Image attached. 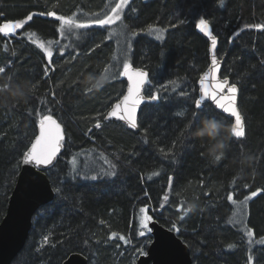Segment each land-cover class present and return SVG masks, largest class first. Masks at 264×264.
Returning <instances> with one entry per match:
<instances>
[{"label": "trees", "instance_id": "1", "mask_svg": "<svg viewBox=\"0 0 264 264\" xmlns=\"http://www.w3.org/2000/svg\"><path fill=\"white\" fill-rule=\"evenodd\" d=\"M115 2L0 0V27L32 15L13 35L0 32V82L36 85L28 104L0 107V221L42 115H52L65 134L56 166L45 171L54 197L34 213L10 264H62L72 253L88 264H135L151 241L139 222L143 208L175 231L192 264H264V0H130L113 25L80 28L58 42L60 23L48 12L90 23ZM200 19L217 39L221 77L237 86L241 138L208 103L193 118L197 81L209 64ZM113 31L123 35L109 36ZM38 41L58 42L49 59ZM124 63L147 71L144 94L151 89L157 97L142 106L136 132L104 120L125 90ZM89 73L105 86L86 92L81 81ZM204 117L230 128L219 163L185 131Z\"/></svg>", "mask_w": 264, "mask_h": 264}, {"label": "water", "instance_id": "2", "mask_svg": "<svg viewBox=\"0 0 264 264\" xmlns=\"http://www.w3.org/2000/svg\"><path fill=\"white\" fill-rule=\"evenodd\" d=\"M209 30L212 32L210 26ZM201 36L208 42V53H209V64L204 72L200 75L197 81L198 97L203 103L210 104L215 110L227 116L233 121V126L235 125V118L230 117V114L224 113L222 109L217 107L215 101L211 99V92L215 89L217 83L222 82L227 78L221 77L222 59H219L216 54V59L218 61L217 65L214 67L212 64L213 50L211 47V39L209 36L205 35L203 31L200 30ZM213 35V33H212ZM214 36V35H213ZM217 40V39H216ZM130 68L135 71L137 69L142 70L147 73L144 69L134 67L129 65ZM148 79V77H147ZM122 80L125 82V90L121 97L116 100L111 107L107 110L104 120L112 121L116 123L123 124L128 130L136 132V129H132L127 126L126 122L120 120L117 116H109L108 114L112 111L117 103L123 101V96L128 94L129 81L127 76L123 74L122 70ZM228 81V86L222 90H218L217 99H222V102L228 106H232L233 101L231 100V92L229 87L232 85ZM148 83H146L142 90L141 95L143 97L142 102L137 105L136 109V121H138V114L143 105L154 103L156 101L145 96L144 88ZM202 88L206 89V92H202ZM238 91L236 93V98L234 101L235 106L238 110ZM239 111V110H238ZM242 118V117H241ZM54 119V118H53ZM57 121V120H56ZM58 123V122H57ZM243 123V121H242ZM59 124V123H58ZM40 123L37 126V133L31 144L35 142L37 136L40 133ZM60 125V124H59ZM62 143L65 139V134L63 127L60 125ZM31 144L27 149H30ZM26 149V150H27ZM63 150V145L61 146L57 158L61 151ZM56 158V159H57ZM26 167L20 162V168L8 198L6 212L0 221V264H10L14 256L23 247L24 242L28 236V232L31 227L32 217L37 209L50 202L54 197V191L50 184V181L44 172L40 173L41 180L38 184L27 183L24 177V169ZM35 171V169H32ZM150 230L151 241L148 244L145 253L139 255L136 259L135 264H192V259L188 246L177 236L175 231L168 229L157 222V220H151L148 223ZM62 264H88L87 258L80 253L70 254Z\"/></svg>", "mask_w": 264, "mask_h": 264}, {"label": "snow or ice", "instance_id": "3", "mask_svg": "<svg viewBox=\"0 0 264 264\" xmlns=\"http://www.w3.org/2000/svg\"><path fill=\"white\" fill-rule=\"evenodd\" d=\"M128 0H121L120 4H117L115 8L113 9V15H106L103 18H96L92 20L90 23L105 26V25H111L115 23L117 20L121 19V11H117V9H121L123 5H126ZM220 3L223 4V0H220ZM47 15L55 17L56 20L61 22L60 31L61 33H65L67 31H70L72 28H85L88 26V24L83 22H77L72 17H64V16H57L54 12H48ZM32 20V15H29L26 17L25 21L22 22H15L12 24L5 23L3 27H0V32H4L7 34V30L10 28L14 29H20L24 27V23L27 21ZM151 29V26H149ZM198 28H200L201 31L205 33V35L209 36L211 39V47L213 50V56H212V64L215 67L218 63L215 55V49L217 40L216 37L212 35V32L209 30V22L206 19H200L199 23L197 25ZM264 27V26H261ZM136 33H132V35H135ZM112 35H123V33H117L115 31L109 33V36ZM41 48H44V45H40ZM130 47V45H129ZM46 55L50 58L52 56V51L50 49H45ZM51 62V61H50ZM54 63V62H52ZM47 71V69H46ZM5 73V68L0 67V74ZM123 74L127 76L129 81V87H128V94L123 96V101L121 103H117L115 107L112 109V111L108 114L109 116H117L120 120H123L126 122L127 126L136 129L137 128V121H136V109L137 105H139L143 97L141 95V90L143 86L148 83V74L142 70H135L133 71L128 63H124L123 66ZM228 86L227 79L223 80L220 83H217L215 86V89L211 92V99L216 102L217 107L222 109L224 113L230 114V117L235 118V125L232 127L233 135L237 138H241L245 135L244 133V126L242 123V118L240 112L237 110V107L234 104L236 93H237V86L236 84H232L229 87V91L231 92V100L233 101L232 106H228L222 102V99H217L218 96V90H222ZM33 87L35 88L36 85L33 84ZM206 89L202 88V92H206ZM150 99L155 100L157 97L152 95L151 89H148L145 93ZM210 106L206 103H203L201 100L196 99L195 100V110L193 111V118L194 120L199 119V115L203 114L208 110ZM182 115V114H181ZM97 127H100L99 123L96 125ZM40 133L39 136L36 137L35 142L31 144L30 149H27L21 159V164L26 167L24 169V177L23 179L29 183V184H38L41 180L40 173L44 172L46 170H49L51 167L56 166V158L57 154L62 146V136H61V129L60 125L57 123L55 119H53L52 115L50 114H44L42 115V118L40 119ZM195 127L194 122L190 121L186 125V132H189L190 130ZM181 135H185L184 132L181 133ZM187 139L188 137L185 136ZM176 145L173 144V148H175ZM163 151V150H161ZM171 151V150H169ZM167 155V153H166ZM113 168L115 165L112 166ZM35 169L33 171L32 169ZM102 174H108L113 175L112 173H98L97 175ZM155 174V173H154ZM97 175H93L89 177L87 174L84 175L83 178L85 179H91L96 180ZM59 192L60 190L57 189ZM257 195L256 192L252 193V196ZM231 199V197H229ZM247 199V197H246ZM144 209H141V212H143ZM190 211V210H185ZM151 220V217H145L141 221V226L143 229L151 230L148 227V223ZM174 229L176 228V225L172 226ZM143 235V231L140 233ZM249 235H251V231L248 232ZM45 242H47L48 237H45ZM264 242V241H262ZM229 247H232V245H229ZM252 257H249V260L251 261Z\"/></svg>", "mask_w": 264, "mask_h": 264}, {"label": "clouds", "instance_id": "4", "mask_svg": "<svg viewBox=\"0 0 264 264\" xmlns=\"http://www.w3.org/2000/svg\"><path fill=\"white\" fill-rule=\"evenodd\" d=\"M86 92L99 91L105 86L102 76L87 74L81 81ZM34 94L33 82L27 79L14 81L10 77L0 82V107L12 108L17 105H26ZM229 126L213 117H204L198 127L190 132L193 140L200 141L206 148V155L211 163H219L226 157L229 150ZM188 205V210L194 208Z\"/></svg>", "mask_w": 264, "mask_h": 264}, {"label": "rangeland", "instance_id": "5", "mask_svg": "<svg viewBox=\"0 0 264 264\" xmlns=\"http://www.w3.org/2000/svg\"><path fill=\"white\" fill-rule=\"evenodd\" d=\"M130 0H128V2H129ZM128 2H127V4H128ZM121 3V0H116V2H115V5H114V7L112 8V10L110 11V13L108 14V15H113L114 13H113V9L115 8V6L117 5V4H120ZM126 4V5H127ZM126 5H123V7H122V10L121 9H117V11H121V16H122V13H123V11H124V9H125V7H126ZM68 18V17H67ZM72 18H74L75 19V17H72ZM76 20V19H75ZM119 20H117L116 22H118ZM78 22V21H77ZM115 22V23H116ZM12 23H14V22H12ZM12 23H8V24H12ZM59 23H60V27H61V22L59 21ZM86 24H88V26H91V25H93V26H99V27H103V26H100V25H96V24H93V23H86ZM114 24V23H113ZM113 24H111V25H113ZM105 26H110V25H105ZM78 29H80V28H72L70 31H67V32H65V33H61V31H60V29H59V31H60V35H59V41L58 42H60L62 39H65L68 35H69V33H74V32H76ZM16 30L17 29H14V28H10V29H8L7 30V34L6 35H13L15 32H16ZM162 32V31H161ZM118 36V35H117ZM159 37H161L162 38V33L161 34H159ZM58 42H40V41H38L37 42V44L40 46L41 44H43L44 45V48H42L43 49V51L45 52V49H50L51 51H52V48H53V46L55 45L54 43H58ZM118 44H119V46H120V43L118 42ZM45 55H46V52H45ZM46 57H47V59H49V57L46 55ZM242 202H238V204L236 205V207L237 208H242L243 206H242ZM144 209V208H143ZM242 211H243V209H242ZM241 213H243V212H241ZM145 217H150V216H147L146 215V212H145V209H144V211L143 212H141V215H140V218H139V222H140V225H141V221L145 218ZM155 218H152L151 217V220H154ZM150 220V221H151ZM143 230H147V229H143ZM147 232L150 234V231L149 230H147ZM145 253V252H144Z\"/></svg>", "mask_w": 264, "mask_h": 264}]
</instances>
